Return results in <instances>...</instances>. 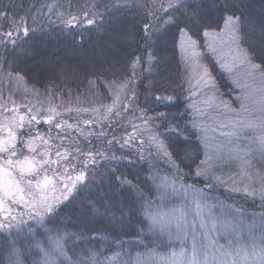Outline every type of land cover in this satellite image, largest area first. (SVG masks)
Masks as SVG:
<instances>
[{
    "label": "trees",
    "instance_id": "16d2710c",
    "mask_svg": "<svg viewBox=\"0 0 264 264\" xmlns=\"http://www.w3.org/2000/svg\"><path fill=\"white\" fill-rule=\"evenodd\" d=\"M108 3L109 0H0V104L3 102L10 106V102L13 101L20 102V105L33 107V104H30L31 101L27 100H38V96L35 98L29 90L16 96L17 92L13 89L19 87L20 84L39 91L41 85L44 84L50 85L49 95L51 97L55 94L62 95V99L69 96L67 103H62V111L63 109L73 111L75 107H79L78 105L86 108L87 105L75 103L72 97L74 94H81L89 82L95 81L98 93L102 95V98H99L101 102L106 100L111 93L110 90H104L107 85L109 88L115 85L116 90L112 92L114 94L122 84V86L126 85L125 88L133 94L131 101L134 114L138 109L148 122L149 118L154 115L151 112L163 113V117L159 118L163 121L162 123L152 121L148 124L155 138L163 143L166 150L165 155H161L154 148H150L143 155L132 149L124 152L115 144L106 142L111 135L110 131L103 135L93 133L88 138L78 136L74 132L67 135L65 130L62 131L68 138L66 140L72 141L75 146L81 145L79 147L86 153L93 154L98 149H103L109 151V154L112 153L113 156L124 157L123 161H114L109 159L112 157L109 155L103 160L94 159L85 163L82 168L85 179L78 182L72 193L74 199L71 204L67 205L65 212L74 215L79 206H86L89 200H95L102 213L104 208L101 205L105 204L106 197L115 203L116 193L112 191L111 183L115 180V176L124 181H131L137 186L129 188L127 183L120 185V196L129 202H134L136 199L138 205L148 202L155 210L159 200V189L156 183L158 177L164 174L175 176L183 184L201 188L205 192L210 187L209 195L214 197L208 196L207 199L215 198L227 210H236L243 215L264 217V204L260 196L249 194L258 190V181L264 177L257 150L250 151L241 164L237 165L234 159L216 161L210 166L206 175H196L201 168L197 166L201 163L205 152L200 142L199 131L190 129L193 116L189 107L188 95L191 89L188 87L186 71L182 69V58H180L177 45L181 34L180 29L184 28L197 42L200 56L213 77L218 94L231 104L237 105L236 91L232 87V82L226 72L217 66L207 50L206 38L203 35L204 28H209L207 31H217L224 21V15L241 16L246 22L241 34L244 37L241 47H246L252 54L253 63H260L264 66V35L250 30L247 26L250 24L257 28L264 27V0H228L227 7H225V0H171L175 6L173 9L168 7L169 0H110L111 4L123 7L121 12L109 7L107 11L111 15L105 14V5ZM96 5L101 6L96 7ZM185 10L191 15H188ZM86 13L88 14L87 19L84 18ZM89 19L94 22H106H102L101 26L99 23L89 25L87 23ZM145 24L151 26L148 32L144 30ZM161 26L163 29L156 33V29ZM7 33L12 34L11 38L7 37ZM155 36L159 39H155ZM126 38L129 44L128 57L126 62L123 59L122 63L121 49H117V46L126 43ZM146 39L151 40L152 48L146 46ZM141 55L142 60L139 59ZM148 55L151 57L149 63ZM19 57L35 60L40 65L48 62L49 76H45V79L40 76L30 77V74L16 63ZM86 69H89L87 74L83 72ZM37 71L41 75L42 70ZM58 72H62V78L65 76L66 82L62 79L61 84V79L57 76L50 77V73L57 74ZM48 73L43 72V74ZM77 73L85 77L80 76V80L76 77L68 79L70 74ZM154 79L169 91L153 93V95H164L166 98L172 95L176 99L159 101L154 96L146 95L147 87ZM66 92L69 94L63 97ZM54 99L50 101L57 102ZM151 101L155 102L150 104ZM71 106L74 107L73 110L68 109ZM144 107H147L150 112L147 115H144L142 111ZM74 114H68V116L72 117ZM168 123H172L176 128L185 129L187 134L181 136L172 130L162 131L166 142L156 131V125L158 129H164ZM36 129H42L44 133L53 138L59 135V131L52 126L39 125ZM30 133V131H22L20 138ZM18 145L15 150L22 147L20 142ZM190 145L194 157L185 159V149ZM253 153L257 155L253 156ZM6 155L5 151L0 158H5ZM193 159H196L194 164ZM142 174L144 183L139 182ZM102 182L111 185L107 188ZM115 184H119V181H115ZM245 188L248 189L247 192L244 191ZM140 195H143L144 200L137 199ZM113 206L116 205L113 204ZM116 214L119 215V213ZM137 218L138 230L142 226L140 221L143 220L145 225L149 223L143 211ZM45 219V223L49 224L56 220V218L49 220L47 217ZM101 219H103L101 216L91 218L89 215L87 217L76 215L75 220L65 219L63 223L66 226L54 231L56 238L63 237L62 244L65 246L62 245V261L64 264H71L73 261L86 257L89 258L88 264H95V261L105 264L110 256L117 254L122 263L135 264V258L140 254L144 256L152 254V245L147 248L130 245L128 241L134 239L131 236L124 235L116 238L125 241L124 247L121 248L112 236L105 233L104 236H100L97 232L90 231V229L112 227L104 220L100 223ZM22 227L23 232H27V226ZM32 229L37 235H43L42 232L46 234V236L36 238L41 240L42 247L47 242L46 250L50 249L52 254L48 257H44L43 253L37 255L39 249L28 252L25 245V264H33V261L44 264L45 260L57 258L55 250H52L49 244L45 228L35 226ZM8 232L20 234L21 229L17 227L16 229L13 227L4 229L0 232V236H5ZM67 233H79L81 236L88 237V240L81 241L72 235L71 241L65 243L68 241ZM145 233L147 234V227H145ZM21 239H24L23 235ZM166 250L168 249L158 248L155 249V253ZM93 253H95L94 258H92ZM21 259L24 260V256Z\"/></svg>",
    "mask_w": 264,
    "mask_h": 264
},
{
    "label": "rangeland",
    "instance_id": "374dc122",
    "mask_svg": "<svg viewBox=\"0 0 264 264\" xmlns=\"http://www.w3.org/2000/svg\"><path fill=\"white\" fill-rule=\"evenodd\" d=\"M162 29V26L160 28L158 27L155 32L158 33ZM209 32L215 35L204 36L206 38L207 50L217 66L226 72L232 82V87L236 91L235 97L237 99V105L235 103L231 104L227 99L218 94L215 82L212 79L213 77H211L203 58L200 56L197 45H192L191 40L194 39L189 36L188 32L185 31L184 34H180L177 41L178 51L183 63L182 69L186 71V79L189 82L188 87L191 89L188 100L190 105L194 104V108L190 107L192 116L196 112L199 113L195 115V119L199 124L197 130L200 136L203 134L209 143L208 150L206 151L204 149L205 154L202 158L204 164L198 171L203 175L208 173V169L216 161H225L228 159L231 161L234 159L237 165L241 164V161L246 159L247 154L250 152L248 150L249 147H251V151L257 150L259 152L260 143L258 139L254 145L249 144L253 136L251 129L245 128L243 132H239L237 128L248 119L247 114L241 112V104H245V107L249 108V110L253 106L258 107L257 102L261 99V95L264 94V78L259 73H254L249 63L236 59L234 55L236 46L234 44L231 45L232 51H230V36L227 34L224 21L219 30ZM155 39L159 38L155 36ZM127 42L128 40L126 38V43L124 42V44L117 46V49H121L123 56L121 61L124 59V62H126L128 57L127 50L129 44ZM209 45L213 47L209 48ZM148 56L149 63L151 57L150 55ZM19 58L16 63L20 68L27 71L30 77L40 76V78L43 77L45 79V76H49L48 72L50 70L48 62H43L40 65L35 60L31 61V59ZM38 69L42 70L41 75L37 71ZM88 70H83V72L87 74ZM43 72L48 74H43ZM50 74L52 78L57 76L61 79V84L62 79L66 82V77L64 76L62 78V72ZM80 76L82 78L85 77L81 73H77L70 74L68 79L76 77L80 80ZM96 85L95 81H91L81 94L73 95L72 99H75V103L87 105L86 108H81L78 105L80 108L75 107L74 110L72 106L68 108L73 111H67V109H63L62 111V103H67L69 96H66L69 92L63 95V97H66L63 99L62 95L59 94L51 97L49 95L50 85L44 84L41 85L42 87H40L41 89L39 91L30 86H21L20 84L19 87L13 89L17 92L16 96H20L28 90L35 98L38 96V100H27L29 102L31 101L30 104H33V107L20 105V102L13 101L10 102V106H7L9 104L6 105L3 102L0 104V141L4 142L6 148L12 150L11 152L6 151L7 155L5 158H0V165H3L5 171L8 173L3 179H11L14 181L13 191H15V187L23 190V192L17 193V196L23 195L25 200L31 199L32 197L36 200H40L41 197H47L49 199L58 197L62 201V190L66 183V177L75 178L77 174L83 172L82 168H84L85 163L88 161H93L94 159L100 161L109 155L113 156L112 153H108L109 151L98 149L89 157L88 153L79 147L81 145L78 144L75 146L72 141L66 140L68 139L67 136L62 133L64 130L67 135L73 134L74 132L78 136L85 138H88L93 133L101 135V133L110 131L111 135L107 138L106 142L112 141V144H115L118 149H121V144L125 140L129 141L121 149L124 152L127 149H132L136 153L143 155L150 148H154L161 155L166 154L163 143L155 138L145 117L138 109L136 114H134L131 101L133 94L129 92V89L125 88L126 85L122 86L121 84V87L114 94L112 92L116 90L115 85H112L110 88L107 85L104 90H110L111 93L104 100L105 102L103 100L102 102L99 101L102 95L98 93ZM245 95H247V100L242 99ZM52 98H55L54 100H57V102L50 101ZM222 101L227 102V109L222 106ZM55 106H58L60 109ZM230 109L235 111H230ZM72 113H75L74 116L69 117L68 114ZM33 116L36 117V120L31 119ZM85 121L89 122L85 123ZM57 124L60 125L59 128L56 127ZM39 125L52 126L56 131H59L58 137L53 138L44 133L42 129L37 130L36 128ZM22 131H30L31 133L20 138ZM9 132H12L15 137L11 142H9ZM255 135L258 137L259 133ZM19 142L22 144V149L18 147L19 149L15 150ZM236 149H239V151H236ZM57 152H60L62 155L58 157L56 155ZM4 153L5 151L0 152V156ZM96 155L98 156L96 157ZM8 160H12L13 163L11 166L7 165ZM43 161H51V163H42ZM30 165L31 170H29ZM46 176L52 181L51 184H44ZM142 176L143 174L139 179L140 183L145 182ZM261 179H264V177ZM38 183L40 187L36 186ZM103 184L107 188L111 185L106 182ZM156 184L159 189V200L155 210L167 213L170 209L181 208L187 203L190 205L191 213L189 223L191 222V217L197 213L209 225V229H211L213 222L216 223L217 230L210 231L208 239L205 241L209 245L207 249V264H264V232L260 231V218L262 216L243 215L236 210H227L215 198L207 199L214 197L209 195L211 192L209 191L211 189L210 187L205 192L201 188L183 184L175 176L172 177L162 174L158 177ZM257 185L259 190L261 188V180L258 181ZM29 193H31V196H29ZM0 199L4 200L3 207L5 209V211H0V221L7 222L5 221V217L8 216V212L6 211L8 209H11V214L17 216L19 219V214L25 210L24 206L22 204H13L11 198L5 196L3 191H0ZM79 216L87 217L88 214L81 213ZM96 217L95 214L91 216V218ZM11 222L13 228L16 229V221ZM102 222L103 219L100 220V223ZM28 225L32 228L35 226L42 228L39 223L32 220L28 222ZM172 227L175 228L176 224L173 223ZM110 229V227H104L97 233L100 236H104L103 234L105 233L113 237ZM40 232L42 231L40 230ZM42 234L46 236L44 232ZM55 235L56 233L54 232H47L48 240L51 237L49 244L58 256L57 258L48 259V264H56V262L62 261V245H65L62 244L61 239L59 241L60 247L58 248L52 242L57 239ZM173 251L179 253V246H170L166 251L150 254L149 256L140 254L135 258V264H157L161 256L166 255L171 259ZM63 258L67 260L65 257ZM182 259L180 256L176 257L178 262L182 261ZM198 259L203 262L205 257L201 254ZM105 264L124 263L120 261L119 254H117L110 256Z\"/></svg>",
    "mask_w": 264,
    "mask_h": 264
},
{
    "label": "snow or ice",
    "instance_id": "6c2138e0",
    "mask_svg": "<svg viewBox=\"0 0 264 264\" xmlns=\"http://www.w3.org/2000/svg\"><path fill=\"white\" fill-rule=\"evenodd\" d=\"M101 5H96V7H100ZM228 6V0H225V7ZM111 7L115 9L117 12L123 11V7L120 5H113L109 3L105 5V14L111 15L108 13V8ZM161 7H163L161 5ZM168 7L170 9H173L175 6L171 3V0H169ZM179 10V9H176ZM187 13V10H185ZM188 15H191V13H187ZM227 14V12H225ZM87 13L85 14V19H87ZM6 17V12H5ZM162 18V17H161ZM62 19V17H61ZM75 19V18H74ZM102 22L106 21H100V22H94L93 20H87V23L89 25H92L94 23H99L100 26ZM224 23L225 27L227 28V34L230 36L229 41V48L230 51L231 45H235V51L234 55L236 59L241 60V62L249 63L254 73H259L262 78H264V66H262L260 63H253L252 54L248 51L246 47H241L243 45L242 40L244 39L242 34L243 27L245 26L246 22L242 20L241 16L236 14H229L224 15ZM250 30H255L260 32L262 35H264V27L257 28L255 25H247ZM150 25L145 24L144 30L148 32L150 30ZM205 31L203 32L204 36L208 35H215L213 33H210L207 31L209 28H204ZM25 32L27 33V29H25ZM181 34L185 33V29H180ZM223 32V30H222ZM8 38H11V33L6 34ZM191 40V38H189ZM7 43V41H5ZM15 43V41H13ZM146 46L148 48H152L153 45L151 43V40L146 39L145 40ZM191 43L193 46H195L196 41L191 40ZM212 45H209V48H212ZM214 50V49H213ZM153 55V54H152ZM154 56V55H153ZM155 57V56H154ZM131 59V57L129 58ZM139 59H143V56L141 55ZM15 71V69H13ZM211 79V77H209ZM169 91L164 88L163 85L159 84L155 79L151 81L147 87L146 95L148 96H154L156 100L159 101H172L176 99V97L170 95L167 98L164 95H153V93H159V92H166ZM242 99L247 100V95H245ZM155 101L149 102L154 103ZM258 107L253 106L251 110L249 108L245 107V104H241V112H244L247 114L248 119L245 120L243 123H241L237 131L243 132L245 128L251 129L253 136L252 139L249 141L250 145H254L257 142V139L260 143V150H259V164L261 166L262 172H264V94L261 95V99L257 102ZM222 106L224 108H228L227 102H221ZM189 107L194 108L193 105H189ZM144 115H147L150 113L148 111L147 107H144L142 109ZM230 111H235L231 110ZM154 113L152 117L149 118V123L152 121H159L162 123L163 121L159 120L160 117H163V113L159 112H151ZM199 113L196 112L193 116V119L191 120L190 129L195 130L199 127V124L197 120L195 119V115H198ZM156 117V118H154ZM23 119V118H21ZM32 120H36V117H31ZM50 119V117H49ZM164 119H167V117H164ZM89 121H85V123H88ZM188 124V122H186ZM57 128L60 127L59 124L56 125ZM166 130H172L177 132L181 136H185L187 134L186 130L183 128H176L172 123H168L167 127L164 129H158L156 125V131L159 133L160 136H162V131ZM259 133V136L257 137L255 134ZM103 135V133H101ZM163 137V136H162ZM195 137H196V131H195ZM164 140L167 142L166 138L163 137ZM15 139L12 132H9V142L11 140ZM200 142L203 143L204 149L207 151L209 148V143L206 140V137L202 134L200 136ZM109 144H112V141L108 142ZM129 143L128 140H125L123 144H121V149ZM168 147V144H167ZM169 148V147H168ZM192 146L190 145L188 148L185 149V159L194 157V153L191 150ZM251 151V147L248 149ZM4 151H12L11 149H8L5 147L4 142L0 141V152ZM236 151H239V149H236ZM172 154V153H171ZM58 157H60L62 154L60 152H57L56 154ZM102 155V154H101ZM257 155V153H253V156ZM88 156L91 157L92 153L89 152ZM173 156V155H172ZM110 160L114 161H123L124 157H116L112 156L109 158ZM177 161V159L175 158ZM12 160L7 161V165H12ZM42 163H51V161H43ZM196 163V159H193V164ZM204 164V161H201V164L197 167H202ZM180 165V164H179ZM23 170V169H22ZM29 170H31V165L29 166ZM201 172H197L196 175H201ZM8 173L5 171V168L3 165H0V191H3L4 195L7 197H10L13 204H22L24 206V211L19 214V219L17 216L11 214V209L6 210L8 212V216L5 217V221H0V230L3 229H11L13 227V224L11 221H16V227L18 229H21L20 234L11 233L8 232L5 236H0V264H25L26 257H25V245L27 246L28 252H32L35 249H39V252L36 253L37 255H40L43 253L44 257H48L52 254L51 250L47 249V242H45V246H41V240H38L36 237L43 235H37L33 232V229L31 226L28 225V222L30 220L36 221L40 224L41 227L45 228L46 232H54L58 231L60 227H65L63 221L65 219L68 220H75L76 215H79L81 213H87L89 216H93L94 214L96 216H101L104 221H106L107 225L112 226L111 232L113 233V239L115 240V243L118 244L121 248L124 247L125 241L116 239V237L122 236V235H128L133 237L134 239L128 241L130 245L140 247L144 246L147 248L149 245H152V254H155V249L158 248H164L168 249L170 246L175 247L179 246V253L176 251L172 252V258L169 259L166 255L161 256L160 260L157 262V264H207V249L209 247L208 244L205 243V241L208 239V236L210 234V231L217 230V225L215 222L212 223L211 229H209V225L205 223L204 219L197 213L196 215H193L191 217V222L189 223V216H190V205L185 203L183 207L181 208H172L167 213H162L159 210H153L151 207V204L148 202L137 204L136 199L134 202L127 201L124 197L119 195V188L120 185L127 183L129 188H135L136 185H133L131 181H124L121 180L119 177L115 176V180L111 181L113 188L112 191L116 193V200L115 204L116 206H113V201L109 200L107 197L105 198V204L101 205L104 208V211L101 213L100 207L96 205L95 200H89V202L86 204V206L81 205L76 209V212L74 215H69L65 212V208L67 205L71 204L72 200L74 199V196L72 195L73 191L76 189V186L78 182L83 181L85 179V175L83 172H80L75 176V178L72 177H66V183L64 186V189L62 190V196L63 200L61 201L58 197H52L51 199L47 197H41L40 200H36L34 197L31 199L25 200L23 195L17 196V193L23 192L22 189L19 187H15V191H13L14 187V181L11 179L4 180L3 177L7 176ZM115 181H119V184H115ZM52 181L48 179L46 176L44 179V184L48 185L51 184ZM37 187H40V184L38 183L36 185ZM190 187V186H189ZM245 192L248 191L247 188L244 189ZM250 195H259L262 200V204H264V179H261V188L259 190H254L253 192L249 193ZM106 196V194H104ZM29 196H31V193H29ZM139 200H144L143 195H140L137 197ZM4 200L0 199V211H5L4 207ZM141 211H143V214L147 217L148 224L145 225V222L142 220L140 221L139 230H137V217L140 216ZM116 213H119L117 215ZM10 217V220H9ZM27 217V219H25ZM45 217H47L49 220H52L53 218H56V220L49 224L45 223ZM261 225H260V231L264 232V217L260 218ZM175 223L176 227L173 228L172 224ZM51 225V227H49ZM27 226V232H23V227ZM75 226V225H73ZM145 227H147V234L145 233ZM158 228V230H157ZM108 230V229H105ZM90 231L99 232L100 229H90ZM21 235H23L24 239H21ZM68 235V241H65V243L71 241V236L75 235L78 240L81 241H87L88 237L81 236L79 233H67ZM63 239V237H58L56 240L52 241L56 244V246L59 248V241ZM49 240H51V237H49ZM147 241V243H145ZM19 245V247H17ZM222 247V246H221ZM203 254L205 257V260L202 262L198 257ZM24 256V260L21 259V257ZM180 256L182 257V261L178 262L176 260V257ZM95 257V253L92 254V258ZM88 257L84 259H78L77 261L71 262V264H88ZM33 264H40L39 261H33ZM44 264H48V261L45 260ZM59 264H64V261H60ZM95 264H100L99 261H95ZM131 264V262H129Z\"/></svg>",
    "mask_w": 264,
    "mask_h": 264
}]
</instances>
